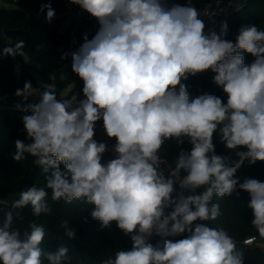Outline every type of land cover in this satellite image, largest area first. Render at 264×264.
<instances>
[{
    "label": "clouds",
    "instance_id": "9594fccd",
    "mask_svg": "<svg viewBox=\"0 0 264 264\" xmlns=\"http://www.w3.org/2000/svg\"><path fill=\"white\" fill-rule=\"evenodd\" d=\"M69 2L99 24L92 39L85 34L71 54L84 99H58L54 82L34 87L26 81L15 91L21 98L15 108L26 113L22 123L29 142L17 139L12 159L34 157L45 184L27 187L10 204L0 225V264H44L45 259L65 264L69 259L68 247L43 250V225L30 223L23 232L13 228L27 207L35 217L52 212L48 190L53 201L85 200L94 205L91 217L101 228L115 222L130 235L131 249L116 251L102 264H244L233 238L206 222L221 214L213 197H230L238 186L249 193L251 225L264 238V182L247 178L241 183L235 175L245 160L264 162V30L241 26L235 42L215 31L205 34L201 12L191 0L185 5L167 0ZM45 10L51 22L55 10L51 4L42 5ZM23 49L24 41L9 42L0 56H23ZM243 53L254 61L246 65ZM209 71L226 103L209 93L191 97L184 81ZM32 97L38 100L29 102ZM100 120L107 137L116 140L117 158L106 164L101 158L107 145L93 138ZM217 132L228 149L247 150L236 152L238 159L229 164L215 153ZM185 138L191 149L178 152L166 178L158 152L166 140L180 145ZM181 171L186 175L181 177ZM177 183L181 192L173 198ZM184 190L191 194L185 196ZM62 228L69 240L76 238L67 221ZM153 235L162 243H149Z\"/></svg>",
    "mask_w": 264,
    "mask_h": 264
},
{
    "label": "trees",
    "instance_id": "16d2710c",
    "mask_svg": "<svg viewBox=\"0 0 264 264\" xmlns=\"http://www.w3.org/2000/svg\"><path fill=\"white\" fill-rule=\"evenodd\" d=\"M208 0H191L194 6H202ZM11 6H0V51L9 42L15 44L24 41L23 52L29 61L19 57L21 61L20 71H17L15 58L0 56V198L12 194L19 198V193L27 187L35 185L42 187L45 184L44 174L39 166L34 164V157L28 154L24 160L15 162L12 155L15 152V141L17 139L29 142L23 130V113L15 108L21 101L15 95L17 89H23L24 83L30 81L34 87L40 86L38 76L44 78L46 83H55L57 86V98L60 93L71 83H74L71 95H77L83 100L82 93L77 89L82 80L72 71L70 62V51L72 39L68 32H59V27L67 20L69 12L65 0H50L49 4L55 10L56 18L51 22L43 21L37 16L46 14L41 11L42 0H9ZM172 4L185 5L188 0H170ZM229 40L235 42L239 29L244 25H256L264 30V0H243L242 6L236 9L230 17ZM10 30V31H8ZM29 30L31 37L26 36L24 31ZM246 65L251 64L255 57L243 53ZM64 57V58H62ZM212 72L189 76L184 81L188 87L191 97L204 93L218 96L226 103L227 96L223 90L212 82ZM63 77V78H61ZM67 98V97H66ZM38 97L30 98L29 102H35ZM96 125H103V121H97L94 128V140L101 142L99 131ZM115 140V138H113ZM116 141V140H115ZM213 143L215 153L227 157L231 164L238 157L236 152L246 151V148L238 147L235 150L228 149L220 139L219 133H214ZM190 150L191 145L187 138L183 144L178 145L175 140H166L160 151L169 157L175 166L178 152ZM63 168V165H61ZM183 174H186L182 171ZM239 182L247 178H254L264 182V162L257 161L250 164L244 161L241 168L236 172ZM198 189L197 191H202ZM47 200L52 206L50 214H42L39 217L32 215L31 208L23 209V219H16L13 228L21 232L29 230L30 223L43 225L47 232L41 247L45 252H55L58 247L65 246L69 249V259L65 264H102V261L113 258L118 250H130L132 240L130 235L120 230L115 222L110 227L101 228L98 220L91 217L94 205L88 204L85 200L73 201L66 204L63 199L53 201L51 190H48ZM180 192H173L176 198ZM213 203L220 205V216L215 221H207L210 227L223 228L236 243L238 251L243 253L244 264H264V250L259 246L245 245L243 240L248 236L258 235V232L251 225L253 219L252 210L248 207L250 202L249 193L237 190L230 197H213ZM10 201H0V225H2L5 213L10 210ZM172 208H166L165 214ZM67 221L68 225L76 232V238L69 240L64 236L62 224ZM175 237L171 239H180ZM153 246L161 244V239H154L150 242ZM42 259H44L42 257ZM44 264H47L46 259Z\"/></svg>",
    "mask_w": 264,
    "mask_h": 264
},
{
    "label": "built area",
    "instance_id": "2783aa9c",
    "mask_svg": "<svg viewBox=\"0 0 264 264\" xmlns=\"http://www.w3.org/2000/svg\"><path fill=\"white\" fill-rule=\"evenodd\" d=\"M167 3L171 5L172 3L170 0H167ZM243 0H208L204 5L202 6H195L197 10L201 12V16L199 17L201 20L205 23V34L215 31L218 35H221L222 39L229 40V34H230V17L231 14L238 8L242 6ZM70 10H73L74 14L78 17V19L85 21L89 26V33L90 37L89 39H92V37L96 34L97 30L99 29V24L97 20L92 17L87 12L83 11L78 5L75 4H68L66 3ZM227 25L226 28V34H222L224 32L223 26ZM83 81L79 84L78 90L82 93L83 96ZM77 96V95H76ZM78 100L80 98L77 96ZM114 146L112 144L107 145V150L105 151L103 157L101 158V163L106 164L109 160L117 158V154L114 152ZM158 155L160 156L161 160L163 161L160 164V170L164 172L165 177L167 178L170 173V169L174 168L172 161L164 155L160 150L158 152ZM181 177H183L186 174H183L182 171L179 174ZM176 192H181L179 183L174 185ZM174 191V192H175ZM184 195H190L191 193L188 190L183 191ZM154 239H161L160 237L153 235L148 238V242L150 243ZM235 244L237 241L233 238ZM264 242V238H261L258 235L248 236L243 240V243L245 245L250 246H259L264 250V245L262 244Z\"/></svg>",
    "mask_w": 264,
    "mask_h": 264
},
{
    "label": "rangeland",
    "instance_id": "374dc122",
    "mask_svg": "<svg viewBox=\"0 0 264 264\" xmlns=\"http://www.w3.org/2000/svg\"><path fill=\"white\" fill-rule=\"evenodd\" d=\"M65 1L68 4H72L69 2V0H65ZM11 5L12 4L9 2V0H0V6H11ZM37 16L39 18H41L43 21L47 22L46 14L38 15V13H37ZM56 16L57 15H55V17L53 19H55ZM59 32H61V33L68 32L71 39H72L71 51H70V62L72 63L71 54L73 52H76L79 49V47L83 43L84 35L87 34L88 39L90 37L89 26L85 21L78 19V17L74 14L73 10H70V12H68V14H67V20L60 25ZM19 57H20L19 55L15 56V60H16V64H17V71H20V67H21V61L19 60ZM21 57H24L27 61H29L27 55L24 54ZM38 78H39L40 83L47 84L43 77L38 76ZM75 86H77V89L79 88L78 84ZM73 88H74V83H71L69 86H67L60 93L58 99L68 97ZM96 128L99 131V136H100L101 142L105 143L106 145L112 144L113 146H115L116 141L113 138L107 137V135L104 131L103 125H96ZM15 199H16V197L14 195L7 194L6 197H1L0 201L13 202ZM168 212H170V211H168ZM262 244L264 245V242H262Z\"/></svg>",
    "mask_w": 264,
    "mask_h": 264
},
{
    "label": "water",
    "instance_id": "95a60500",
    "mask_svg": "<svg viewBox=\"0 0 264 264\" xmlns=\"http://www.w3.org/2000/svg\"><path fill=\"white\" fill-rule=\"evenodd\" d=\"M49 1H50V0H42V5H47V4H49ZM8 31H10V30H8ZM24 33H25L26 36H28V37H31V36H32V34H31V32H30L29 30L24 31Z\"/></svg>",
    "mask_w": 264,
    "mask_h": 264
},
{
    "label": "crops",
    "instance_id": "0c3cea01",
    "mask_svg": "<svg viewBox=\"0 0 264 264\" xmlns=\"http://www.w3.org/2000/svg\"><path fill=\"white\" fill-rule=\"evenodd\" d=\"M104 155V154H103ZM103 155H102V157H103ZM168 213V212H167Z\"/></svg>",
    "mask_w": 264,
    "mask_h": 264
}]
</instances>
